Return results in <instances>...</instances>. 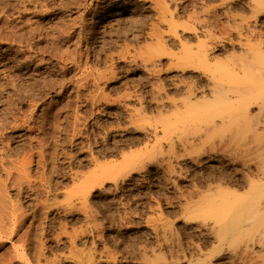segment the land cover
Listing matches in <instances>:
<instances>
[{
	"label": "rangeland",
	"instance_id": "1",
	"mask_svg": "<svg viewBox=\"0 0 264 264\" xmlns=\"http://www.w3.org/2000/svg\"><path fill=\"white\" fill-rule=\"evenodd\" d=\"M247 26L264 33V0H0V157L10 168L32 156L23 182L0 167V264H264V222L261 238L252 228L216 239L199 211L192 216L206 182L245 192L247 170L219 149L237 104L209 85L264 91V37L254 43ZM207 44L214 49L204 57ZM245 127L238 139L249 138ZM217 205L212 223L233 214ZM248 239L262 246L249 252Z\"/></svg>",
	"mask_w": 264,
	"mask_h": 264
},
{
	"label": "bare ground",
	"instance_id": "2",
	"mask_svg": "<svg viewBox=\"0 0 264 264\" xmlns=\"http://www.w3.org/2000/svg\"><path fill=\"white\" fill-rule=\"evenodd\" d=\"M239 2V1H238ZM235 3H236V1H235ZM240 3V2H239ZM243 3V2H242ZM237 4V3H236ZM249 4V3H248ZM253 8H254V6H253ZM253 8H251L252 10H254ZM257 10H255V11H253V12H256ZM260 16V15H259ZM259 16H257L256 15V17H255V20L257 19V17H259ZM258 20V19H257ZM256 20V21H257ZM255 21V22H256ZM260 21V20H259ZM262 22V21H261ZM257 23V22H256ZM255 24V23H254ZM251 25V24H250ZM249 26V25H248ZM247 26V28H248V32H249V35L251 36V37H253V35L255 34V35H257V36H259V40H256L255 42L254 41H252V42H254V43H258V44H260L261 45V43L263 44V37H264V33L263 32H261L259 29V31H257V30H255V29H249V27ZM252 26V25H251ZM255 26V25H254ZM253 26V27H254ZM252 27V28H253ZM242 28V27H241ZM255 28H256V26H255ZM240 29V28H239ZM241 31V30H240ZM240 33V32H239ZM239 33H238V35H239ZM243 33V32H242ZM240 34V35H243V34ZM245 33H247V32H245ZM245 35V34H244ZM243 35V36H244ZM248 34H246L245 36H247ZM249 35L247 36V38H245V39H249V38H251V37H249ZM239 37V36H238ZM241 37V36H240ZM249 37V38H248ZM255 37V36H254ZM253 37V38H254ZM240 39V38H239ZM258 39V38H257ZM251 40V39H250ZM255 40V39H254ZM233 41V40H232ZM237 41H239V40H237ZM241 41V40H240ZM257 41H259V42H257ZM246 42V41H245ZM245 42H243V44L245 43ZM203 43H204V41H203ZM207 43V42H206ZM230 43V42H229ZM240 43H242V42H239V44L238 45H241ZM200 44V43H199ZM242 44V45H243ZM246 44H247V42H246ZM243 45V46H247V45ZM202 45V44H201ZM224 45V44H223ZM256 45V44H255ZM207 46H209V44H207ZM213 46V45H212ZM258 46V45H257ZM239 47V46H238ZM240 47H242V46H240ZM247 47H249V46H247ZM263 47V46H262ZM205 48V49H204ZM203 49H204V57L206 56V57H208V56H210V54L212 53V51H213V49H214V46H213V48H210V46L209 47H204ZM243 48V47H242ZM254 48V47H253ZM260 48H261V46H260ZM200 49H201V46H200ZM199 49V50H200ZM247 49V48H246ZM243 50H244V48H243ZM245 51V50H244ZM256 50H254V52H255ZM264 51V50H263ZM263 51H261L262 53H263ZM259 52V51H258ZM257 51H256V53L254 54L255 56H259V55H261V53L259 54V55H257V53H258ZM5 54V53H4ZM201 54H202V52H201ZM212 55V54H211ZM251 55H253V54H251ZM253 55V56H254ZM1 56V55H0ZM202 57H203V55H201ZM204 57H203V60H204ZM212 57V56H211ZM9 58V57H8ZM214 58V57H213ZM255 58V57H254ZM12 59V58H11ZM199 59H201V57H199ZM212 59V58H211ZM216 59V58H215ZM262 59H263V56H262ZM205 60H206V58H205ZM208 60V59H207ZM202 60H200L199 62H201ZM213 61L214 60H212V63H210V64H213ZM245 61H249V60H245ZM252 61V60H251ZM211 62V61H210ZM215 62V61H214ZM215 64H217V61L214 63V65ZM202 64H200V67H203V68H207V73L209 72V70H212V69H210L209 67H207V61H206V65L205 64H203V66H201ZM65 66V65H64ZM205 66V67H204ZM66 67V66H65ZM213 68H214V66H213ZM209 69V70H208ZM81 70V69H80ZM205 70V69H204ZM214 71L216 72V70H213L212 71V73H214ZM205 72V71H204ZM14 73V72H13ZM211 73V74H212ZM201 74H204V73H201ZM219 74V73H218ZM85 76V75H84ZM213 76V75H212ZM3 77V76H2ZM217 77L218 76H213L212 78H214L215 80L217 79ZM224 78L226 77V76H223ZM238 77V76H237ZM262 77V76H261ZM5 78V77H4ZM17 78V77H16ZM83 78V77H82ZM206 78L208 79V82H209V78L207 77V75H206ZM229 78V76H227L226 77V79H228ZM241 78V77H240ZM211 79V78H210ZM263 79V78H262ZM39 80V79H38ZM83 80V79H82ZM218 80H220V78L218 79ZM218 80H216L217 82H218ZM33 81V80H32ZM202 81V80H201ZM211 81V80H210ZM13 82V81H12ZM16 82V81H15ZM42 82V81H41ZM44 82V81H43ZM216 82V83H217ZM263 82H264V80H263ZM31 83V82H30ZM77 83H78V85L80 84V83H82V82H78L77 81ZM212 83H214V82H212ZM211 83V84H212ZM231 83V82H230ZM230 83H224V84H230ZM255 83V82H254ZM257 83V82H256ZM255 83V84H256ZM16 84V83H15ZM67 84V83H66ZM200 84V83H199ZM202 84V83H201ZM223 84V85H224ZM14 85V84H13ZM12 85V86H13ZM18 85V84H17ZM77 85V84H76ZM212 85H214V84H212ZM60 86H61V84H60ZM59 86V87H60ZM64 86V85H63ZM210 86V89H209V87H208V84H207V87H208V89H209V94L211 93V94H213V91H216V93L218 92H220V94H222V93H224L225 94V96H224V94L222 95V96H224L223 98H224V100L226 99V100H228V101H230V102H235L236 104H237V107H236V105L234 104V105H232L231 103H230V110H232V111H230V110H228L229 108H225V106L226 105H223L224 107H222V105L220 106V107H222V108H224V110H222V111H224V113H226L225 112V110H227V111H230V112H232V115H233V113L235 114V116L236 117H234V115L232 116V117H230L231 115H229V117H227V119H226V116L225 115H227L228 113L229 114H231L230 112H227L226 114H224V116H225V121H227V127H228V122H230V128H231V130L230 131H232L233 133H230V135L228 134V136L226 137V138H229L227 141L224 139L223 140V138H222V140H221V145H220V143H219V149H221L222 150V148L221 147H223L224 148V150L228 153V155H229V158L230 159H232L231 161L232 162H240V165H243V167L247 170V172H245V174L243 175V178H244V183L245 184H243V185H241V187L242 188H244L245 190V192L244 193H242V194H238V192H236L235 190H229V189H227L226 187L225 188H223L221 185H220V182L218 181V185H214V187H213V185L211 186V184L210 183H205L204 185H202L204 188L203 189H205V190H203L204 192L202 193V196L200 197V199L202 200V205L200 206H198L199 208H196L194 211L193 210H191V211H193V214H194V212H198L199 213V218H201V216H202V218L204 219L203 221L205 222V218H207V215H209V213L210 212H214L213 210H214V205H217V204H220L221 206H222V204L224 205V207L225 206H227L226 208L227 209H229V208H231L230 210H232V212H233V214L230 216V214H231V212L229 211V213L227 214L228 216H226V218L224 217V220L223 219H221V221H222V223L220 224V223H218L219 221H217L215 218H214V222L212 223V222H210V220H208V219H213L212 217L214 216V214H213V216H212V214L211 215H209V216H211V218L209 217V218H207V220H208V222L206 223H204L203 222V226L202 227H206V229H207V232H208V235H209V237H212V238H214V237H216V239L218 238L216 235L218 234V236L219 235H221L220 237H223L224 238V236H233V237H235L236 235H242V233H244L245 231H247V230H251L252 228L254 229L253 230V234L256 232L255 231V229H257V228H259V226H260V224L262 223V222H264V91H245V90H242V91H236V90H234V91H220L221 89H223L224 87L222 86L221 88H220V86H219V89L220 90H215V88H216V85H215V87H214V90H213V88H211V87H213V86H211V85H209ZM229 86V85H228ZM9 87V86H8ZM26 87V86H25ZM77 87H79V86H77ZM232 87V86H231ZM231 87H230V89H231ZM41 88V87H40ZM228 88V87H227ZM241 88V87H240ZM30 89V88H29ZM235 89V88H234ZM33 90V89H32ZM37 90V89H36ZM26 91V90H25ZM61 91V90H60ZM40 92V91H39ZM230 92V93H229ZM19 93V92H18ZM38 93V92H37ZM191 93V92H190ZM205 93V92H204ZM217 93V94H218ZM231 94V95H228V94ZM31 94V93H30ZM219 94V97L221 96ZM32 95V94H31ZM78 95V94H77ZM189 95V94H188ZM191 95V94H190ZM26 96V95H25ZM43 96V95H42ZM211 96V95H210ZM214 96V95H213ZM78 97V96H77ZM201 97H203V95L201 96ZM212 97V96H211ZM7 98V97H6ZM34 98V97H33ZM32 98V99H33ZM38 98V97H37ZM43 98V97H42ZM206 98H209V97H206ZM213 98V97H212ZM32 99H31V101H32ZM188 99V98H187ZM30 100V99H29ZM42 100V99H41ZM191 100V99H190ZM202 100H204V99H202ZM206 100H208V99H206ZM205 100V101H206ZM21 101V100H20ZM23 101V100H22ZM40 101V100H39ZM223 101V100H222ZM33 102V101H32ZM217 102V101H216ZM11 103V102H10ZM9 103V104H10ZM36 103V102H35ZM207 103V102H206ZM209 103H210V101H209ZM219 104V103H218ZM220 104H223L222 102H220ZM219 104V105H220ZM229 104V103H228ZM11 105V104H10ZM25 105V104H24ZM30 105V104H29ZM28 105V106H29ZM17 106V105H16ZM20 106H22V105H20ZM33 106V105H32ZM31 106V107H32ZM218 106V105H217ZM236 108H235V107ZM24 107V106H23ZM14 108V107H13ZM12 108V109H13ZM216 108V107H215ZM28 109H30V108H28ZM20 110V109H19ZM234 110V111H233ZM13 111V110H12ZM215 111H218V109L216 110L215 109ZM214 111V119H215V117H217L218 118V115H219V120L217 121V122H215V121H213L212 123H213V125L214 126H217L219 123L221 124V126L222 125H224V126H226L225 125V123L223 122V118H224V116H221L222 115V113L223 112H220V114L218 113V115L216 114V112ZM16 112V111H15ZM18 112H20V111H18ZM28 112V111H27ZM33 112V111H32ZM75 113V112H74ZM24 114V113H23ZM78 114V113H77ZM30 115V114H29ZM40 115V114H39ZM74 115V114H73ZM14 116V115H13ZM12 116V117H13ZM43 116V115H42ZM78 116V115H77ZM41 117V116H40ZM44 117V116H43ZM74 117H75V115H74ZM222 117V118H221ZM233 117H234V119H233ZM46 118V117H45ZM77 118V117H76ZM75 118V119H76ZM208 118V117H207ZM207 118H206V120H207ZM229 118H230V121H229ZM43 119V118H42ZM210 119V118H209ZM213 119V120H214ZM231 119H233V121L231 120ZM17 120V119H16ZM21 120V119H20ZM55 120V119H54ZM76 120H78V119H76ZM200 120H202V119H199V121ZM205 120V121H206ZM43 121V120H42ZM58 121V120H57ZM204 121V120H203ZM210 121H211V119H210ZM28 122V121H27ZM202 122V121H201ZM219 122V123H218ZM222 122V123H221ZM14 123V122H13ZM18 123V122H17ZM66 123V122H65ZM211 123V124H212ZM28 124V123H27ZM56 124V123H55ZM67 124V123H66ZM70 124V123H69ZM220 124L218 125V127H220V129H221V126H220ZM242 124H246V127L244 128V129H246V134H247V132L249 133V138H247V135H246V138H242V139H238L239 137H238V135L236 136V133H238V131L239 130H241L240 128H241V126H242ZM6 125V124H5ZM12 125V124H11ZM14 125H15V123H14ZM209 125H210V123H209ZM42 126H43V124H42ZM76 126H77V124H76ZM213 126V127H214ZM248 126V127H247ZM1 127V126H0ZM13 127V126H12ZM23 127H24V125H23ZM32 127V126H31ZM36 127V126H35ZM203 127V126H202ZM212 127V128H213ZM30 128V127H29ZM47 128V127H46ZM215 128V127H214ZM223 128V127H222ZM226 128V127H225ZM224 128V129H225ZM4 129V128H3ZM27 129V128H26ZM37 129H39V128H37ZM74 129V128H73ZM82 129V128H81ZM219 131H220V129L219 128H217ZM224 129H221V130H223L224 131ZM30 130V129H29ZM36 130V129H35ZM66 130H67V128H66ZM76 130V129H75ZM200 130H201V128H200ZM204 130V129H203ZM206 131V130H205ZM75 132V131H74ZM77 132V131H76ZM204 132V131H203ZM202 132V133H203ZM209 132H210V130H209ZM217 134H218V132H216ZM222 133V132H221ZM224 133H225V131H224ZM223 133V134H224ZM2 134V133H1ZM0 134V135H1ZM5 134V133H4ZM37 134V133H36ZM44 134H46V132H44ZM220 134V133H219ZM233 134H235L234 136H233ZM241 134V133H240ZM30 135V134H29ZM40 135V134H39ZM38 135V136H39ZM215 135V134H214ZM232 135V136H231ZM243 135V134H242ZM235 136H236V138H235ZM244 136V135H243ZM75 137V136H74ZM8 138V137H7ZM25 138V137H24ZM1 139V138H0ZM40 139V138H39ZM210 139V138H209ZM9 140V139H8ZM32 140H33V138H32ZM237 140H238V142H237ZM240 140V141H239ZM35 141V140H34ZM208 141V140H207ZM15 142V141H14ZM28 142V141H27ZM38 142V141H37ZM219 142H220V140H219ZM8 142H6V144H7ZM39 143V142H38ZM47 143V142H46ZM201 143V142H200ZM203 143V142H202ZM27 144V143H26ZM209 144V143H208ZM1 146V145H0ZM42 146V145H41ZM53 146V145H52ZM206 146V145H205ZM7 147H8V145H7ZM32 147V146H31ZM12 148V147H11ZM28 148V147H27ZM200 148V147H199ZM202 148L203 149H199V155L200 156H203V155H205V153L207 152V147H206V149H204V147L202 146ZM218 149V150H219ZM1 150H3V152L5 151L4 149H1ZM38 150V149H37ZM206 150V151H205ZM223 150V151H224ZM2 152V151H1ZM47 152V151H46ZM212 152V151H211ZM217 152V151H216ZM219 152V151H218ZM22 153V152H21ZM42 153V152H41ZM41 153H39V154H41ZM29 154V153H28ZM45 154V153H44ZM222 154H224L223 152H222ZM4 155V154H3ZM6 155V157H9L8 156V154H5ZM17 155V154H16ZM22 155H24V154H22ZM21 155V156H22ZM27 155V154H26ZM22 156L23 158L20 160V161H15V160H13V162H12V164H11V166H10V168L8 167V166H4V165H6L7 163H5L7 160V158L5 159V157H0V167L2 168L1 170L2 171H4V172H6V175L7 176H12L13 174H12V170H15L14 171V173L16 174V175H18V176H16V178H20L21 176L23 177V176H26V174L24 173V172H26L27 171V169L29 168L28 166L29 165H31V160L29 161V159L30 158H32V156H29V155H27V156ZM32 155V154H31ZM28 156L30 157V158H28ZM40 156V155H39ZM38 156V157H39ZM9 158H11V157H9ZM15 159H16V157H15ZM39 159V158H38ZM44 159V158H43ZM210 159V158H209ZM6 160V161H5ZM9 161H10V159H8ZM17 160V159H16ZM42 160V159H41ZM225 160V159H224ZM9 161H7V162H9ZM15 161V162H14ZM98 161V160H97ZM11 162V161H10ZM99 162V161H98ZM231 162V163H232ZM239 165V164H238ZM97 167H99V166H97ZM97 167H96V169H97ZM103 167V166H102ZM212 167V166H211ZM252 167H253V169H252ZM101 168V167H100ZM225 168V167H224ZM242 170V169H241ZM102 171V174H100L101 172H100V170H99V174H98V172H96L99 176H100V178L102 179L103 178V176L104 177H106L105 176V174L106 173H103L104 171H103V169L101 170ZM243 171V170H242ZM241 171V172H242ZM27 173V172H26ZM70 173V172H69ZM244 173V172H243ZM82 174V173H81ZM81 174H80V176H81ZM92 174H95L94 172L93 173H89V175H91V176H93V179H94V176H96V175H92ZM241 174V173H240ZM28 175V174H27ZM6 176V181L8 180V179H11V178H15L14 176L15 175H13V177H11V178H9V177H7ZM20 176V177H19ZM29 176V175H28ZM39 176V175H38ZM102 176V177H101ZM64 177V176H63ZM72 177H74V176H72ZM201 177V176H200ZM231 177V176H230ZM29 178V177H28ZM44 178V177H43ZM99 178V179H100ZM107 178V177H106ZM106 178H104V179H102V180H104L105 181V179ZM209 178V177H208ZM12 179V180H13ZM21 179L22 178H20L19 180L21 181ZM33 179H34V177H33ZM83 179V178H82ZM85 179L86 178H84L83 179V181H84V183H86V181H85ZM88 179V178H87ZM86 179V180H87ZM5 180V179H4ZM23 180L24 179H22V182H23ZM74 180V179H73ZM95 180V179H94ZM93 180V181H94ZM97 180H98V177H97ZM226 180V179H225ZM11 181V180H10ZM9 180H8V182H10ZM16 184H17V180L15 181V180H13ZM28 181H29V179H28ZM27 181V182H28ZM80 181L82 182V180L80 179ZM79 181V183L78 184H76V185H78L79 186V184L81 183ZM92 180L90 179L89 180V184H91V183H93V181L91 182ZM210 181V180H209ZM229 181V180H228ZM3 182H5V181H2L1 180V177H0V185H2V186H6L5 184L6 183H3ZM47 182V181H46ZM76 182H78V181H76ZM88 182V181H87ZM100 182V181H99ZM13 183V182H12ZM42 183V182H41ZM73 183V182H72ZM83 183V182H82ZM84 183L82 184L83 186H84ZM22 184V183H21ZM74 184H75V182H74ZM89 184L87 185V187L89 186ZM102 183L100 182L99 183V185H101ZM222 184V183H221ZM30 185H31V183H30ZM60 185V184H59ZM81 185V184H80ZM86 185V184H85ZM92 186H93V184H91ZM91 185L89 186V187H91ZM2 186H0V194H2V195H0V196H2L1 198L2 199H0V203L4 200V196H5V192H6V190H7V187H6V189L3 187V189L1 190V187ZM11 186H14L13 184L11 185ZM16 186V185H15ZM19 185H17V187H18ZM22 186V185H21ZM72 186V185H71ZM231 186V185H230ZM240 186V185H239ZM87 187H83V189H81V191H86V188ZM213 187V188H212ZM51 188V187H50ZM4 189H5V191H4ZM13 189V188H12ZM80 189H77L78 190V192L80 191ZM201 189V188H200ZM235 189V188H234ZM241 189V188H240ZM17 190V189H16ZM21 190V189H20ZM70 190H72V189H70ZM46 191V190H45ZM87 191H88V189H87ZM86 191V192H87ZM243 191V190H242ZM1 192H4V193H1ZM28 192V191H27ZM31 192V191H30ZM47 192V191H46ZM58 192V191H57ZM60 192V191H59ZM72 192V191H71ZM77 192V193H78ZM85 192V193H86ZM56 193V192H55ZM62 193V192H61ZM66 193H68V192H66ZM65 193V194H66ZM80 193V192H79ZM82 193V192H81ZM88 193V192H87ZM240 193V192H239ZM45 194V193H44ZM72 194H74V192H72ZM75 194H76V192H75ZM83 194V193H82ZM193 194V193H192ZM61 195V194H60ZM63 195H64V192H63ZM67 195H69V194H67ZM7 196V195H6ZM55 196H56V194H55ZM58 196V195H57ZM56 196V197H57ZM83 196H85V194L84 195H82L81 197H83ZM89 196V195H88ZM190 196V195H189ZM71 197H72V195H71ZM71 197H69V198H67V196L65 195V199H66V201H61L60 203H62V202H64V203H68L69 201V199L71 198ZM27 198V197H26ZM48 198V197H47ZM55 198V197H54ZM74 198V197H73ZM7 199H9L8 198V196H7ZM57 199V198H56ZM77 199H79L78 197H77ZM84 198H82V200H83ZM6 200V199H5ZM45 200H46V198H45ZM88 200V199H87ZM79 202H81L80 200H78ZM83 201H85V199L83 200ZM82 201V203H84ZM217 201H218V203H217ZM41 202V201H40ZM57 202H58V200H57ZM74 202H76V201H74ZM87 202V201H86ZM222 204H221V203ZM6 203H9V205H10V202H6ZM15 203V202H14ZM17 204H16V206H19L18 205V203L19 202H16ZM43 203H44V200H43ZM60 203H59V205H60ZM63 203V204H64ZM71 204V203H70ZM69 204V205H70ZM73 204V203H72ZM8 205V204H7ZM36 205H38V204H36ZM57 205H58V203H57ZM58 205V206H59ZM67 204H65V206H66ZM80 205H82L81 203H80ZM83 205H85V204H83ZM2 206V205H1ZM0 206V209H2L3 210V207H1ZM6 206V204L4 205V207ZM21 206V205H20ZM64 206V205H63ZM75 206V205H74ZM212 206V207H211ZM218 206V205H217ZM221 206L219 207V208H221ZM7 207V206H6ZM5 207V208H6ZM22 207V206H21ZM68 207H72L71 205L70 206H68ZM82 207H84V206H82ZM188 208V207H187ZM195 207H193L192 209H194ZM7 210H8V208H6ZM22 208H20V210H21ZM31 209V208H30ZM70 209V208H69ZM197 209H199V210H197ZM225 209V208H224ZM25 210V209H24ZM218 210V209H217ZM220 210V209H219ZM67 211V210H66ZM221 211V210H220ZM219 211V212H220ZM1 212V211H0ZM4 212V211H3ZM34 212V211H33ZM90 212V211H89ZM226 212V211H225ZM2 213V212H1ZM13 213V212H12ZM20 213V212H19ZM86 213V212H85ZM91 213V212H90ZM188 213V212H187ZM217 213H218V211H217ZM221 213H222V211H221ZM220 213V214H221ZM7 214V213H6ZM14 214H15V211H14ZM13 214V215H14ZM27 214V213H26ZM192 213H188L187 215L189 216V215H191ZM192 214V216H197L196 217V219L198 218V215H196V214H194L193 215ZM215 214H216V212H215ZM219 214V213H218ZM219 214V215H220ZM226 214V213H225ZM88 216H89V214H87ZM217 215V214H216ZM222 215H224V213L222 214ZM221 215V216H222ZM2 216V215H1ZM0 216V217H1ZM7 215H5V217H6ZM10 216H12V215H10ZM192 216H190V219H192ZM206 216V217H205ZM3 217V216H2ZM14 217H16L15 215L13 216V218ZM91 217V216H90ZM92 218V217H91ZM94 218V217H93ZM194 219H195V217H193ZM11 219V218H10ZM220 219V218H219ZM0 220H1V218H0ZM6 220V219H5ZM5 220H2V222L4 221L5 222ZM17 220H18V218H17ZM21 220V219H20ZM19 220V221H20ZM91 220V219H90ZM8 221H9V218H8ZM220 221V222H221ZM262 221V222H261ZM209 222H210V224H209ZM7 224H8V222H6ZM12 223H13V221H12ZM22 223V222H21ZM1 224V223H0ZM14 224V223H13ZM13 224H12V226H13ZM15 224L17 225V224H19V222L17 221V223H16V221H15ZM258 224V225H257ZM264 223H262V225H263ZM2 225V224H1ZM1 225H0V228H1ZM98 225V224H97ZM96 225V226H97ZM198 225V224H197ZM261 225V227H262V232L261 233H264V229H263V227L264 226H262ZM7 226H9V225H7ZM18 226V225H17ZM2 227H4L3 225H2ZM19 227V226H18ZM98 227V226H97ZM13 228V227H12ZM99 228V227H98ZM61 229V228H60ZM3 230V229H2ZM5 231V233H6V228L4 229ZM65 230H62V232H64ZM206 231V230H205ZM258 231V230H257ZM261 231V230H260ZM206 232V233H207ZM66 234H67V232H65ZM256 233H258L259 234V232H256ZM260 233V234H261ZM11 234V233H10ZM245 234V233H244ZM243 234V235H244ZM251 234V233H250ZM252 234V235H253ZM258 234H256L257 236H258ZM260 234H259V237H260ZM68 235V234H67ZM69 236V235H68ZM79 236V235H78ZM206 236V235H205ZM246 236H248L249 238H250V236L248 235V232H247V235ZM202 237V236H201ZM247 237V238H248ZM254 238H256L255 236H254ZM253 238V239H254ZM261 238V237H260ZM72 239V238H71ZM75 239V238H74ZM222 239V238H221ZM253 239H248V241L250 240L251 242H248L249 243V245L247 246V248H246V250H248L249 251V247H251V249H252V247H254L255 246V242L258 240L257 238V240L256 241H254L253 242ZM263 239H264V237H263ZM73 240V239H72ZM71 241V240H70ZM70 241H69V243H70ZM211 241V240H210ZM259 241V240H258ZM257 241V242H258ZM261 239H260V243H261ZM257 243V245L259 244L260 246H262L260 243ZM264 242V241H263ZM246 243V242H245ZM74 244V243H73ZM244 244V243H243ZM247 244V243H246ZM245 244V245H246ZM201 245V244H200ZM206 245V244H205ZM215 245H217V246H219L218 244H216L215 243ZM264 245V244H263ZM70 246H72V245H70ZM73 247H75V245L73 246ZM212 247H214V246H212ZM72 248V247H71ZM76 248V247H75ZM74 248V249H75ZM145 248V247H144ZM156 249V248H155ZM170 249V248H169ZM215 250H216V248H214ZM219 249V248H218ZM217 249V250H218ZM154 250V249H153ZM160 250V249H159ZM159 250L157 249V251L159 252ZM171 250V249H170ZM169 250V251H170ZM216 250V251H217ZM245 250V251H246ZM253 250V249H252ZM252 250H250V251H252ZM261 250V249H260ZM69 251H70V249H69ZM73 251V250H72ZM71 251V252H72ZM161 251H163V250H161ZM195 251V250H194ZM207 251H209V250H207ZM206 251V252H207ZM212 251H213V249H212ZM244 251V253L246 254V252ZM247 251V252H248ZM249 251V252H250ZM180 252V251H179ZM184 252V251H183ZM183 252H181V253H183ZM243 252V251H242ZM255 252V251H254ZM253 252V253H254ZM258 252V251H257ZM155 253L156 252H154L153 254L155 255ZM161 253H163V252H161ZM160 253V254H161ZM196 253V252H195ZM200 253H201V251H200ZM211 253V252H210ZM209 253V254H210ZM213 254H214V252H212ZM252 253V254H253ZM150 254H152L151 252H150ZM160 254H158L159 255V258L162 256V255H160ZM177 254V253H176ZM202 254V253H201ZM230 254V253H229ZM235 254V253H234ZM233 254V255H234ZM243 254V253H242ZM250 254V253H249ZM251 254V255H252ZM256 254V253H255ZM164 255H165V253H164ZM211 255L212 254H210L209 255V257H211ZM215 255H216V253H215ZM152 256V255H151ZM177 256V255H176ZM181 256V255H180ZM184 256V255H183ZM196 256V255H195ZM236 256V255H235ZM243 256V255H242ZM241 256V257H242ZM245 256V255H244ZM154 257V256H153ZM164 257V256H163ZM163 257H161L160 259H162V260H165V258L163 259ZM203 257V256H202ZM201 257V258H202ZM220 257V256H219ZM253 256H251V258H252ZM86 258H87V256H86ZM86 258H84V260L86 261ZM90 258H92L93 259V257H92V255H91V257ZM154 258H156L157 259V256H155ZM183 258H185V257H183ZM204 258H205V255H204ZM208 258V257H207ZM213 258V257H212ZM216 258V257H215ZM245 258V257H244ZM243 258V259H244ZM83 259V258H82ZM178 259V258H177ZM242 259V260H243ZM84 260H83V262H84ZM172 260V259H171ZM199 260H200V258H199ZM209 260V259H208ZM231 260V259H230ZM238 260V259H237ZM248 260H249V257H248ZM89 261H91V260H89ZM148 261H150V260H148ZM178 262H179V260H177ZM205 261V260H204ZM236 261V260H235ZM263 261H264V259H263ZM166 262V261H165ZM198 262V261H197ZM203 262V261H202ZM243 262V261H242ZM86 263H88L89 264V262H86ZM189 263V262H188ZM241 263V262H240ZM245 263V262H244ZM249 263V262H248ZM91 264V263H90ZM148 264V263H147ZM197 264V263H196ZM206 264V263H205ZM252 264V263H251ZM263 264V263H262Z\"/></svg>",
	"mask_w": 264,
	"mask_h": 264
}]
</instances>
